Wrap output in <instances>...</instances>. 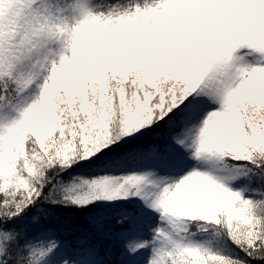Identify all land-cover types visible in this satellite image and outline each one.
I'll return each mask as SVG.
<instances>
[{"label":"snow or ice","instance_id":"snow-or-ice-1","mask_svg":"<svg viewBox=\"0 0 264 264\" xmlns=\"http://www.w3.org/2000/svg\"><path fill=\"white\" fill-rule=\"evenodd\" d=\"M0 264H264V0H0Z\"/></svg>","mask_w":264,"mask_h":264}]
</instances>
